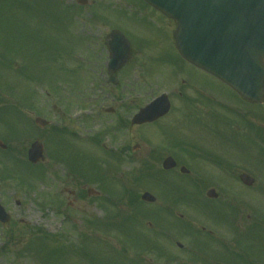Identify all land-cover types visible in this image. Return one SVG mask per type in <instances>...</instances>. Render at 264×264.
<instances>
[{"label": "rangeland", "instance_id": "374dc122", "mask_svg": "<svg viewBox=\"0 0 264 264\" xmlns=\"http://www.w3.org/2000/svg\"><path fill=\"white\" fill-rule=\"evenodd\" d=\"M72 1L75 3L74 0ZM93 1L95 0H91V6L83 9L79 25L75 19L80 14L79 9L78 12L75 11V16L73 12L67 15L65 10H62V8L68 10V7L74 5L68 0H0V43L4 41L3 46L4 43L5 45L13 42L16 45L17 43L15 48L19 50L29 48L31 65L29 68L21 70L17 75L19 92H30L35 97H38L39 94L44 97L45 91L50 94L49 118L52 123V131L56 128L66 127L70 132L79 135L78 138L71 135L66 137L65 142L70 144L69 155L75 154L78 147L82 149L78 158L84 164L93 155L98 161L102 157L107 159L102 154V150L91 145L88 139L105 129L116 127V123L111 121L114 119V116L111 115L107 116L102 113L99 118L95 111L94 99L97 103L106 101L105 106H110L111 97L128 95L127 100H124V106L129 109L127 112L129 122L140 107L148 104L155 95L162 92V90L158 92L157 90L173 82L171 74L173 71L175 78L176 75L184 72L194 82L188 99L195 105L188 106L186 103L183 105V101L175 96V116L168 117V119L175 118V128L170 127L172 133L168 135L169 133L166 132L164 135L167 136L162 135L159 140L160 138L161 140L174 138L176 143L179 139L186 137L189 129H202L210 121L212 125L217 124L222 121V116L228 118L232 116L234 121L238 119L239 126H241L238 135L231 139L228 138L224 143L228 147L237 149L238 155L236 156L243 161L242 164L244 163L240 173L245 172L251 175L255 178L257 185L256 188L249 190L233 178L235 168L229 159L234 156L230 155L226 162L230 168L227 174L224 170L220 171L221 175L227 176L226 181L219 183L224 190L222 192L226 191L223 197L225 199L219 204L217 203L215 207L211 206L217 209L221 205L229 203L247 209L257 207L264 211V141L260 137L256 138V130L255 139L253 138L252 130L258 126V123L252 127L250 119L240 118L242 101L219 81L183 62L176 47L174 51L171 28L165 33L142 16L135 14L133 17V13H126L122 7L115 4L114 0H111L112 2L108 0L96 1L97 4L109 2L107 24L121 28L133 47L143 49L141 58L144 62L146 61L143 67L145 75L141 80L139 79L140 71L136 72L134 76L130 75L132 72L127 71V74L133 78L126 84L128 86L126 93L124 90L122 92L123 88L121 87L115 90L106 84L101 86L100 83L103 82V79H100V74L105 66L104 61L107 55L104 49L112 29L107 25L95 26L94 15L97 6H92ZM18 2L19 6H16ZM104 17H106V11ZM3 46L1 49H6V46ZM88 52L90 53L87 54ZM80 54L83 56L81 55L79 63L75 64V55ZM133 62L132 64H134ZM38 80L45 81L46 86L38 84ZM178 83L182 86V80ZM56 94L60 95L59 98L53 97ZM60 102H64L63 106L71 109L68 115H65ZM262 110V108L259 109L258 115L260 121L264 123L261 118ZM77 113L79 116H76ZM195 114L197 117L194 119ZM168 119L163 122V126L169 125ZM197 121L200 125H196L195 128L196 123L194 122ZM142 129L139 127L131 129L132 144L140 143L142 145L143 142L139 141L141 137L143 138ZM233 132L235 133L234 130ZM227 134L231 135L232 130L227 129ZM203 136L205 135H201V137ZM110 138L109 135L103 138V142L106 141L105 144L108 147L110 144L107 140ZM154 138L158 140V138ZM57 148L56 143L52 144L49 141L46 148L47 160L41 166L47 169L44 179L38 177L35 168L29 167L27 164L22 168L12 157H8V153L0 152L2 162L0 171L4 175L7 172L9 174L8 180H3V177L0 176V199L3 200L5 206L7 205V210L12 217V221L8 225L0 224V264H48L56 256L63 260L60 264H189L191 250H194L201 258L209 251L205 253V250H198L195 243L198 240L196 236L198 233L189 238V233L195 230H187L185 225L192 224L193 228L197 227V229L199 226H203L207 230L214 228L217 233L221 232L222 223L216 222L218 220L210 216L213 212H207L210 214L208 215L201 211L187 212L181 208L180 212L184 213L183 218L179 216L180 219L176 218V220L174 215L165 211L156 212L154 207L149 205L140 204L135 209L128 208V201L124 198L125 187L135 189L139 195L146 191H152L151 189L155 187L154 183L147 182L149 180L144 181L143 184H135L130 175L134 173L137 176L141 173L143 165L138 164H132L123 170L126 172L124 177L127 178L124 180L118 175V173L121 174V171L111 173L108 162L101 160L102 171L108 177H115L112 184H107L106 187L100 184L99 186L91 184V187L93 186L102 193V200H94V198L85 195L86 197L81 203L75 204L72 209L67 210L69 202H74V198H71L67 191L83 186V179L94 177V174H92L93 169H90L91 162L82 167V173L85 175L83 177L72 171L70 161L65 164L66 161H62L60 158L52 159V151ZM253 157L256 159L255 167L250 165ZM154 169L158 173L155 167ZM29 171H36V173L32 179L33 188L27 190L22 188L21 183L25 180L28 184L32 175ZM204 174L209 179L224 178L219 176L217 169L211 165L206 167ZM140 180L142 179L139 178ZM79 182L80 184H78ZM219 184L216 186L218 187ZM109 199L114 201L113 205L104 204V200ZM17 201L21 202L20 206L17 205ZM64 211L68 215L64 214ZM155 214H157V218L153 216ZM130 216H135V221L129 222L127 218ZM246 217L245 215L243 220L244 227L239 229L244 238L247 235L248 225ZM101 222L107 224L103 227L104 229L97 227ZM148 223L152 225L147 227ZM115 224H121L122 227L115 228L113 227ZM37 228L43 229L47 234L39 232ZM155 230L158 231L154 232ZM63 233H65L66 244L81 245L83 243L81 245L83 252L80 253L75 247L72 250L68 246L65 252L66 256H64L65 254L58 255L55 245L60 243L58 237ZM6 234L12 236L7 238ZM217 238L207 239V242L215 249L221 243L220 235ZM136 242H139L141 247ZM173 242L182 243L183 249H178ZM156 243L163 250L161 258L155 257L151 252L143 251L145 250L144 246L152 248L156 247ZM208 243H203L206 248H209ZM243 245L246 244L243 243ZM21 249H24L23 254L18 255L16 262L10 263L8 257L3 256V250L11 252V250ZM126 251L128 254L124 256L128 259L122 256L115 257ZM211 252V254H215L217 251L211 250ZM139 255L141 258L138 257ZM215 263L219 264L217 261ZM206 264L214 263L210 260Z\"/></svg>", "mask_w": 264, "mask_h": 264}, {"label": "flooded vegetation", "instance_id": "af4514ba", "mask_svg": "<svg viewBox=\"0 0 264 264\" xmlns=\"http://www.w3.org/2000/svg\"><path fill=\"white\" fill-rule=\"evenodd\" d=\"M124 2V1H122ZM140 15L145 18L149 23L154 24L163 31H167L170 27H173L174 23L167 20L163 16L159 15L153 8L142 5L139 2ZM141 51V49H140ZM133 49V54H134ZM142 52V51H141ZM108 53V51H107ZM109 55V53H108ZM108 60L105 61V81H109V72H108ZM130 64H127L124 68L119 70L116 73L118 78V84L121 80H127L129 74L128 67ZM20 66V54L17 52H12L11 55L0 54V72L4 69L17 71ZM16 75H12V82L7 81L5 85L0 84V141L8 145V149L13 153L19 155L21 153V159L28 161V150L34 142L43 143L44 147L48 144L51 135V127L40 128L36 125L37 118L41 117L46 119L48 114V106L46 102L43 105L35 106L29 97L25 98L26 107L24 110L20 111L19 106V95L18 89L16 86ZM172 78L175 80V72L172 75ZM10 83L11 85H9ZM174 93H175V81L173 82ZM109 85V84H108ZM119 96L112 98L113 103H117ZM112 116L118 121V130L114 134V137L110 139L111 147L108 148L102 144L103 148L111 155L113 163H117L123 168H126L128 165H131L133 162H145L154 167L163 166L164 162L172 158L177 163V168L171 171L162 172L166 174H171L176 180L187 179L188 183L192 184L193 193L192 197L188 198L186 203L190 206L186 208L187 210H202L211 206L212 200L208 197V191L212 189V186H206L207 176L204 175L205 167L207 164L214 163V165H222L227 161L229 155L228 152H236L233 149L228 150L223 147L222 144H219V140L210 139L212 143H200L193 145L189 148H177L175 149V139L172 140V143L168 144H157L149 143L146 137V134H142L143 138H140V141H145L144 146L140 144L132 145L131 139V128H127V110L123 109V112L119 107H116ZM100 109H104L103 105L100 106ZM107 114V110H104ZM109 115V114H107ZM175 124V118L173 120ZM216 135V133L214 134ZM217 142H219L217 144ZM1 150V149H0ZM231 162L235 164L236 167L241 166V160L231 159ZM189 168L190 173L188 175L181 173V168ZM217 179V177H215ZM234 178H237L234 175ZM86 187L82 188V191L79 193L71 191L70 194L75 198V201H81L83 198L82 192ZM87 192V191H86ZM164 194L167 196L168 193L161 192L159 196V202H155L154 206L159 210H171L175 214L179 215V205L178 201L175 202V197L170 198L171 204L170 207H166L169 198L164 197ZM218 200V199H217ZM73 203H71V206ZM244 215H247V220L252 219L251 213L242 209V208H233L230 213L225 215V229L224 234L222 233L221 238V250L222 255L218 258L222 264H242L239 258V239L237 233L230 232L229 227L240 229L243 227ZM258 214H254V221L258 222ZM259 225L264 227V218L260 219ZM234 231V230H233ZM201 237L212 238L213 232L206 231L205 228H202L200 231ZM215 260L216 258H211ZM252 264H264V247L258 249L253 257L251 262Z\"/></svg>", "mask_w": 264, "mask_h": 264}, {"label": "water", "instance_id": "95a60500", "mask_svg": "<svg viewBox=\"0 0 264 264\" xmlns=\"http://www.w3.org/2000/svg\"><path fill=\"white\" fill-rule=\"evenodd\" d=\"M145 1L177 21L175 40L186 60L218 77L246 100H264V0ZM115 39L124 42L118 36ZM124 45L127 50L126 41ZM113 49L115 53L120 51L118 42ZM122 58L126 56L119 60ZM168 110L167 103L147 107L136 122L152 120ZM41 159L43 149L35 145L30 160L37 163ZM241 179L247 185L254 182L247 175ZM143 199L154 200L150 194ZM0 219L7 221L1 208Z\"/></svg>", "mask_w": 264, "mask_h": 264}, {"label": "trees", "instance_id": "16d2710c", "mask_svg": "<svg viewBox=\"0 0 264 264\" xmlns=\"http://www.w3.org/2000/svg\"><path fill=\"white\" fill-rule=\"evenodd\" d=\"M57 246V249H56V253L58 254V255H63V254H65V252H66V245L64 244V243H62V242H60V243H58V245H56ZM52 253L56 256V254H55V252L54 251H52ZM57 257V256H56Z\"/></svg>", "mask_w": 264, "mask_h": 264}]
</instances>
